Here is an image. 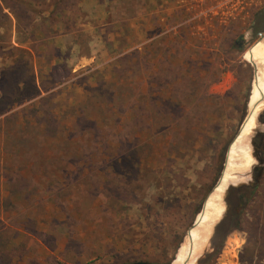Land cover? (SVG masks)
<instances>
[{"label":"rangeland","instance_id":"obj_1","mask_svg":"<svg viewBox=\"0 0 264 264\" xmlns=\"http://www.w3.org/2000/svg\"><path fill=\"white\" fill-rule=\"evenodd\" d=\"M190 1L77 0L38 54L12 18V46L35 53L32 67L15 51L13 71L0 51V264L176 262L247 117L245 54L264 36ZM256 57L264 68V44ZM260 158L256 188L234 160L224 200L245 194L242 210L218 217L196 264H264V145Z\"/></svg>","mask_w":264,"mask_h":264},{"label":"bare ground","instance_id":"obj_2","mask_svg":"<svg viewBox=\"0 0 264 264\" xmlns=\"http://www.w3.org/2000/svg\"><path fill=\"white\" fill-rule=\"evenodd\" d=\"M260 44H264V37L245 54V58L255 67V78L248 104V114L235 141L231 144L224 176L220 184L209 195L205 207L198 215L195 226L188 232L183 248L180 250L174 264H196L199 257L204 254L205 249H208L213 234L212 226L225 210L224 188L229 181L228 175L231 172L234 160L238 159L237 169L240 173H249L258 163L253 140L262 128L259 117L264 107V68L257 63L258 59L256 57V51ZM250 139L251 145L249 146ZM245 144L247 145L245 146Z\"/></svg>","mask_w":264,"mask_h":264},{"label":"trees","instance_id":"obj_3","mask_svg":"<svg viewBox=\"0 0 264 264\" xmlns=\"http://www.w3.org/2000/svg\"><path fill=\"white\" fill-rule=\"evenodd\" d=\"M77 8V0H0V51L4 47L3 44L7 46L9 50L8 59L11 62V65H14V69L17 68L16 65L19 64L16 60H14V52L17 51L18 54L26 56L34 66V53L39 44L36 45L37 42L42 43L43 39L47 38L46 33L48 31V27H54L63 25L65 26V22L63 19L65 18L66 13H72ZM48 14V15H47ZM264 17V10L255 16V20H259ZM15 20L16 33L21 34L24 32L23 30H28V40L29 42L35 43V52L34 50L28 51L20 48H16L12 46V25L13 19ZM36 25V27H34ZM29 27H32L30 30ZM256 29V33L259 31H264V27L257 26L254 27ZM42 36L39 39L38 36ZM234 46H232L233 48ZM235 48V47H234ZM31 49H34L31 46ZM34 52V53H33ZM38 54V51L36 52ZM4 76L12 73V68L4 71ZM7 73V74H6ZM35 78H33L34 80ZM35 81V80H34ZM212 100H220V96H208ZM222 105V101H220ZM220 106V105H218ZM137 123L135 122L134 125ZM213 148L210 144H204L203 149L204 153H208L207 149ZM211 167H213L217 175L220 174L221 169L223 167L224 162V153L221 155L216 153L213 157L210 158ZM218 170V171H217Z\"/></svg>","mask_w":264,"mask_h":264},{"label":"built area","instance_id":"obj_4","mask_svg":"<svg viewBox=\"0 0 264 264\" xmlns=\"http://www.w3.org/2000/svg\"><path fill=\"white\" fill-rule=\"evenodd\" d=\"M189 4L192 10L195 6L207 8L219 22L223 23V28H226L227 22L249 21L251 31L255 27V16L264 10V0H191ZM204 13L205 9L202 11V14Z\"/></svg>","mask_w":264,"mask_h":264},{"label":"water","instance_id":"obj_5","mask_svg":"<svg viewBox=\"0 0 264 264\" xmlns=\"http://www.w3.org/2000/svg\"><path fill=\"white\" fill-rule=\"evenodd\" d=\"M259 36L261 38H263V34H259ZM245 40V36L242 35L240 37V42L239 44L241 45L243 43V41ZM259 123L263 124V118L262 116L260 115L259 117ZM236 139V138H235ZM234 139V141H235ZM233 141V142H234ZM233 144V143H232ZM253 145L255 146V149H256V152H255V156H258L259 157V160L260 162L259 163H262V160L260 158V155L262 153V149H263V145H264V134L261 133V132H257V135L256 137L254 138L253 140ZM232 146V145H231ZM230 146V148H231ZM230 151V149H229ZM229 154V152H228ZM253 173H252V183H250V187L251 188H256V186L258 185V183L260 182V179H261V176L263 174V167L262 166H255L253 169H252ZM224 174V173H223ZM209 197V196H208ZM207 197V199H208ZM226 197H228V193H226ZM225 197V200H224V203H225V212H227L229 210V204L227 202V199ZM207 199L204 201V204L202 206V209L205 207V204L207 203ZM241 207V205H237V209H239ZM201 209V210H202ZM213 243L212 239H211V244ZM135 264H148V263H144V262H138V263H135Z\"/></svg>","mask_w":264,"mask_h":264},{"label":"flooded vegetation","instance_id":"obj_6","mask_svg":"<svg viewBox=\"0 0 264 264\" xmlns=\"http://www.w3.org/2000/svg\"><path fill=\"white\" fill-rule=\"evenodd\" d=\"M255 34V33H254ZM244 200H245V194H240L238 196V198L233 201L231 199V195L228 196L227 202L229 204V211H232V215L233 216H237L240 214L243 204H244ZM237 205H241V207L239 209H237ZM235 221V219L231 218V216L226 217L225 220L223 221V223L221 224V226L218 228L216 236H215V241L217 242L219 240V238L221 237V235L225 232V226L229 223V222H233ZM239 223L236 222V225H238ZM215 244V242H214Z\"/></svg>","mask_w":264,"mask_h":264}]
</instances>
